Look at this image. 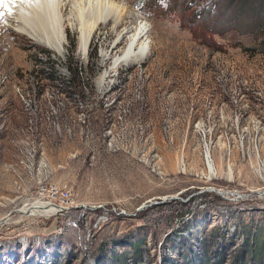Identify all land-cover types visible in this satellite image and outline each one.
Masks as SVG:
<instances>
[{
    "label": "rangeland",
    "instance_id": "obj_1",
    "mask_svg": "<svg viewBox=\"0 0 264 264\" xmlns=\"http://www.w3.org/2000/svg\"><path fill=\"white\" fill-rule=\"evenodd\" d=\"M114 1L118 31L150 29L144 59L115 69L111 20L84 52L69 26L60 57L3 9L0 264H238L264 237V45L207 31L220 1ZM38 200L59 211H20Z\"/></svg>",
    "mask_w": 264,
    "mask_h": 264
},
{
    "label": "bare ground",
    "instance_id": "obj_2",
    "mask_svg": "<svg viewBox=\"0 0 264 264\" xmlns=\"http://www.w3.org/2000/svg\"><path fill=\"white\" fill-rule=\"evenodd\" d=\"M69 7L76 15L66 19L63 11ZM8 9L13 12L12 15L9 14L10 20L19 23L17 27L19 31L25 32L38 44L50 48L60 57L65 55L69 26L79 30L80 50L84 52L100 25L107 24L110 20L113 22L114 32L117 31L116 39L103 52V63L112 60L114 69L123 64L132 65L141 62L150 48L147 37L150 29L144 20L137 18L135 27L117 30L125 23L123 16L125 7L114 0H51V2L40 0V3L33 4H21L17 0L16 3H9ZM121 45H124L123 48ZM209 167L211 169V165ZM221 193L226 196L228 192L222 190ZM20 211L28 215H50L58 212L59 207L38 200ZM2 223L0 222L1 225Z\"/></svg>",
    "mask_w": 264,
    "mask_h": 264
},
{
    "label": "trees",
    "instance_id": "obj_3",
    "mask_svg": "<svg viewBox=\"0 0 264 264\" xmlns=\"http://www.w3.org/2000/svg\"><path fill=\"white\" fill-rule=\"evenodd\" d=\"M218 1H220L219 8L216 9L218 19L211 21L212 23L209 22L207 24V27H209L207 28V31H210L212 33L219 32L222 34L224 31V27H231L236 37L240 35L239 33L252 34V37L254 39H258L259 42L264 45V0H260L259 2L255 1L256 5L253 6V10L256 7H259V11H252L251 13L246 15L245 19L242 22H238L239 12L241 11L240 6L247 0H227L229 2L228 5L237 3V6L234 9H231V11H229L230 9L226 8V6L223 5V1L225 0H216L215 3H211L209 7L213 6L214 8L216 7V5L218 6ZM209 7L207 9H210ZM207 9L202 8L198 13L201 14L203 12H206ZM226 18H228L229 20H226L224 22ZM79 72V66H76V73L78 74ZM244 246L246 247L247 252L246 255L243 254L244 248L239 251V254L236 255L238 256L237 260H239L238 264H248L250 261L255 260L256 258L260 259L261 264H264V237L260 238V236L257 235L256 238L254 237V239L252 240H247V243L244 244ZM213 262H205V264H216Z\"/></svg>",
    "mask_w": 264,
    "mask_h": 264
},
{
    "label": "snow or ice",
    "instance_id": "obj_4",
    "mask_svg": "<svg viewBox=\"0 0 264 264\" xmlns=\"http://www.w3.org/2000/svg\"><path fill=\"white\" fill-rule=\"evenodd\" d=\"M17 0H0V19L3 18V9L9 3H16ZM51 2V0H49ZM21 4H33V3H40V0H19Z\"/></svg>",
    "mask_w": 264,
    "mask_h": 264
},
{
    "label": "water",
    "instance_id": "obj_5",
    "mask_svg": "<svg viewBox=\"0 0 264 264\" xmlns=\"http://www.w3.org/2000/svg\"><path fill=\"white\" fill-rule=\"evenodd\" d=\"M220 191V190H219Z\"/></svg>",
    "mask_w": 264,
    "mask_h": 264
}]
</instances>
